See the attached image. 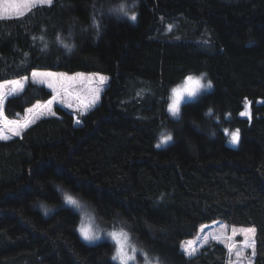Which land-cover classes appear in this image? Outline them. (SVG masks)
<instances>
[{
  "label": "trees",
  "instance_id": "trees-1",
  "mask_svg": "<svg viewBox=\"0 0 264 264\" xmlns=\"http://www.w3.org/2000/svg\"><path fill=\"white\" fill-rule=\"evenodd\" d=\"M120 4L128 16L109 11ZM37 70L109 83L80 125L56 107L0 142V264H114L111 244L82 242L73 211L45 217L43 207L61 204L60 188L164 264H228L217 243L192 257L182 251L215 221L254 228V264H264V0H53L0 19V83ZM202 74L213 91L170 120L171 88ZM52 97L28 83L7 99L5 116L23 121ZM175 126L174 142L158 149L163 128ZM226 128L240 130L237 149Z\"/></svg>",
  "mask_w": 264,
  "mask_h": 264
},
{
  "label": "rangeland",
  "instance_id": "rangeland-1",
  "mask_svg": "<svg viewBox=\"0 0 264 264\" xmlns=\"http://www.w3.org/2000/svg\"><path fill=\"white\" fill-rule=\"evenodd\" d=\"M26 3V0H0V17H5L9 15L10 16H15L17 15L16 13H24L29 12L30 10L26 7H24V4ZM44 5V4H43ZM39 6V5H33L31 9L34 7ZM7 18V19H9ZM14 18V17H12ZM134 22V21H133ZM169 31V30H168ZM35 72H40V73H53L55 76L52 78L51 83L53 84V87L50 88L48 87V82L44 83H39V82H34V78L32 75L30 77H27L28 79L24 82V87L28 83H34L39 86H44L48 90L52 92L54 95L53 103L50 105V110L49 108H44V107H38V106H43L47 104L45 103H40L35 105L32 108V112H29L28 110L25 113V119L23 121H18V120H10L8 119L5 115L0 116V142L1 141H8L17 137H20L23 134V131L29 128L31 125L36 123L38 120L46 117H55V108L56 107H62L63 109L71 112L72 114L75 115L76 118V123L77 125L81 124V116L86 115L89 113L91 110L96 108L101 101V97L108 87L109 83V78L107 76L101 75V74H96V73H75V74H66L62 72H55V71H45V70H37ZM105 77V81L103 84L99 82V77ZM192 79L189 81L187 79L181 81L180 83L174 85L171 90H170V95H169V100H168V105H167V113L169 114V119L172 121H179L181 119V107L184 104L188 103H195L197 102L201 97L205 96L206 94L210 93L213 91V85L212 87L205 88L204 85L210 81L205 74L202 75H194L190 76ZM197 81H199V84H197ZM212 84V82H211ZM23 87V88H24ZM195 89L196 94L195 96H188L187 94V89ZM173 89H177L179 91V94L181 95V99L179 101V114L178 116H173L172 113L169 110V105L172 103L173 99L175 98V95L173 93ZM4 91H8V88L6 87ZM22 91L19 92V94ZM11 95V94H9ZM18 95V94H17ZM15 96V95H11ZM10 97V98H11ZM0 112H1V107H0ZM4 116L7 120H10L8 122H16V123H24L25 121H29L28 127L22 128L19 130V135H16L11 127H5L4 123L5 120ZM230 119V117H228ZM177 126L173 128H163V130L160 133V136L158 137V140L156 142V147L157 144L160 143L161 138L165 134H171L172 135V140L166 144H162L160 147H157L158 149H166L168 148L173 142H174V132L176 131ZM228 130V128H226ZM238 129H229V138H227L226 144L233 149H237L240 144V139H241V134L239 130V139L238 142L232 143L231 142V134L235 132ZM215 137L216 132L212 131ZM61 192V191H60ZM70 194V193H69ZM61 199L62 202L59 206L57 207H49V211L45 213V217H49L52 214H54L57 210L61 208H67L73 211L75 214H77L79 221L77 225V233L82 240V242L88 246H95L100 243H109L113 247V252H112V261L114 264H119V261L113 260V256L116 253V245L112 239H105L104 238V233L105 232H111L114 229L119 232L121 228L124 229L129 234L130 237V243L134 245L137 249V252L135 253V261L132 262V264H145V257L144 255L141 254L139 251L141 248L134 238L132 237L130 231L122 225L118 226H112V227H107L103 224H101L95 215V212L86 204L84 201L81 200L82 207L80 209H75L73 206L66 205L65 201L63 199V195L61 193ZM45 211V207L42 208ZM84 227H90L93 231H95L97 228L101 230V239L95 242H89L83 239L79 228L81 226ZM235 229L237 235L233 238V241H229L226 239V237L232 236V231ZM248 229H254L252 227H233L229 226L226 223H223L221 221H215L209 224H205L202 227H200L198 234L196 235L195 238H192L190 240H186L183 242V244L191 242L192 245L196 248H198V253L200 251L211 245V244H220L224 247L227 248V245L229 243L234 242L237 247H239L242 242L244 241V237L240 235L239 233L246 231ZM212 235H216L217 239H212ZM250 239L254 241L255 244V235H256V230L254 234H249ZM207 236L208 237V242L204 243L203 238ZM202 245V246H201ZM127 251V249H126ZM252 248H248L244 251L243 255L241 257H237L235 255V249H233L232 254H229L228 250V264H254V259L255 255L252 254ZM144 253H146L143 250ZM131 254V253H130ZM196 254V255H197ZM148 255V254H147ZM149 256V255H148ZM150 257V256H149ZM159 264H164L161 261H159Z\"/></svg>",
  "mask_w": 264,
  "mask_h": 264
},
{
  "label": "snow or ice",
  "instance_id": "snow-or-ice-1",
  "mask_svg": "<svg viewBox=\"0 0 264 264\" xmlns=\"http://www.w3.org/2000/svg\"><path fill=\"white\" fill-rule=\"evenodd\" d=\"M52 3V0H26V3L24 4V7L31 10V7L35 5H43L48 4L50 5ZM109 11H114L118 14H122L123 16H128V10L126 9L124 4H120L116 8H110ZM131 20L135 21L136 15L132 14L129 17ZM93 26L97 28V34H99V24L95 18L93 17ZM36 39V37H34ZM41 41L44 40V37H39ZM57 41L63 46L64 49H66L68 52H71L74 48V45L64 43V40L60 35L57 36ZM251 43V42H250ZM48 47L47 43L45 42L43 44V48L41 51L46 50ZM55 76L53 73H40V72H33L32 77L34 78V82L44 83L48 82V87L52 88L53 84L51 83L52 78ZM27 77H23L19 80H10L6 81L4 83H0V106L3 105L4 100L6 97L11 95H17L20 91L23 90L24 82L27 80ZM105 77H99V82L101 84L104 83ZM187 80H191V77L186 78ZM197 84H199V81H197ZM8 88V92H5L4 89ZM205 88H211L212 84L211 81H208L205 85ZM173 93L175 95V98L173 99L172 103L169 105V110L172 113L173 116H178L179 114V101L181 99V95L179 94V91L177 89H173ZM188 96H195L196 90L195 89H187ZM53 103V100H49L47 104L43 106L38 107H44L49 108L50 105ZM29 112H32L33 109H29ZM244 113H242L243 115ZM207 115H211V109H209V113ZM0 116H2V112H0ZM29 121H25L24 123H16V122H8L5 120L4 126L5 127H11L16 135H19V130L22 128L28 127ZM239 130H236L231 134V142L236 143L239 139ZM172 140L171 134H165L162 138L159 144H157V147H160L162 144H166ZM59 187V186H58ZM63 195V199L65 201L66 205L73 206L75 209H80L82 207L81 199L79 197L78 193L69 194V192L63 188L59 189ZM43 207V205H42ZM49 209L45 207V213H47ZM79 231L83 237L84 240L89 242H95L101 239V230L97 228L95 231H93L90 227H84L83 225L79 228ZM255 229H248L246 231H243L239 233L244 237V241L242 244L237 247L234 242L229 243L227 245L229 254L231 255L233 252V249H235V255L239 258L243 255L244 251L248 248H252V254L255 255V244L252 239H250L249 234H254ZM237 235L235 229L232 231V236L226 237L229 241H233V238ZM105 239H112L116 245V253L113 256V260L119 261V264H132V262L135 261V253L137 252V249L134 245L130 243V237L129 234L124 231L123 228L117 232L115 229L111 232H105L104 233ZM212 239H217L216 235H212ZM204 243L208 242V237L205 236L203 238ZM202 246V245H201ZM127 249V251H126ZM142 255L145 257V264H159V259L156 257H149L147 253H144L142 249L139 250ZM182 251L184 254L188 255L189 257L195 256L198 252V248L194 247L191 242L182 244ZM131 253V254H130Z\"/></svg>",
  "mask_w": 264,
  "mask_h": 264
},
{
  "label": "crops",
  "instance_id": "crops-1",
  "mask_svg": "<svg viewBox=\"0 0 264 264\" xmlns=\"http://www.w3.org/2000/svg\"><path fill=\"white\" fill-rule=\"evenodd\" d=\"M52 2H53V0H52ZM52 4V3H51ZM44 5H48V4H44ZM28 12V11H27ZM27 12H25L24 11V13H16L17 15H15V16H10L11 18L12 17H14V18H16V17H21V16H23L24 14H26ZM7 18H9V15L8 16H3V17H0V19H7ZM4 83V82H3ZM6 92H8V91H6ZM11 97V95H8L7 97H6V99L4 100V103H3V105L2 106H0L1 107V112H2V115H5V113H4V108H5V103H6V101H7V99H9ZM54 98V95H53V97H52V99ZM4 119H6L5 118V116H4ZM6 121H10V120H7L6 119ZM25 131V130H24ZM23 131V132H24Z\"/></svg>",
  "mask_w": 264,
  "mask_h": 264
}]
</instances>
